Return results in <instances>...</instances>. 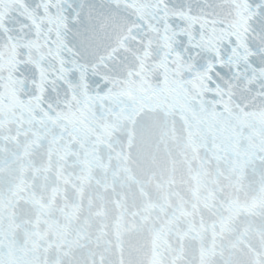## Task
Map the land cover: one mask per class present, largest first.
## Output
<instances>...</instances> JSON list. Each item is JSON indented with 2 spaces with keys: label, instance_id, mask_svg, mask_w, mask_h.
<instances>
[{
  "label": "snow or ice",
  "instance_id": "snow-or-ice-1",
  "mask_svg": "<svg viewBox=\"0 0 264 264\" xmlns=\"http://www.w3.org/2000/svg\"><path fill=\"white\" fill-rule=\"evenodd\" d=\"M0 264H264V0H0Z\"/></svg>",
  "mask_w": 264,
  "mask_h": 264
}]
</instances>
